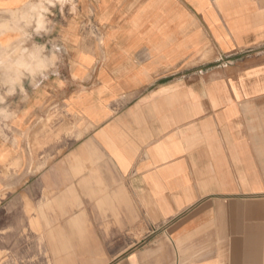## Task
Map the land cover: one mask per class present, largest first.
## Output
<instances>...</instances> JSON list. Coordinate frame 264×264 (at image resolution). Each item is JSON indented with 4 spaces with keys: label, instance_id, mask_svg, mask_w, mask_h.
I'll return each mask as SVG.
<instances>
[{
    "label": "crops",
    "instance_id": "0c3cea01",
    "mask_svg": "<svg viewBox=\"0 0 264 264\" xmlns=\"http://www.w3.org/2000/svg\"><path fill=\"white\" fill-rule=\"evenodd\" d=\"M54 11L44 40L66 27L59 82L33 94L25 81L29 103L9 100L21 110L16 139H0V171L15 160L20 253L264 264V0H80L78 17ZM55 107L70 125L44 128Z\"/></svg>",
    "mask_w": 264,
    "mask_h": 264
},
{
    "label": "clouds",
    "instance_id": "9594fccd",
    "mask_svg": "<svg viewBox=\"0 0 264 264\" xmlns=\"http://www.w3.org/2000/svg\"><path fill=\"white\" fill-rule=\"evenodd\" d=\"M66 8L72 18L78 17L80 0H0V139H16L9 133L21 110L19 104L9 102L11 97L19 95V102L28 104L50 78L59 82L67 45L66 27L60 29L58 37L43 43L36 38L51 36L57 30L52 19L54 10L63 16Z\"/></svg>",
    "mask_w": 264,
    "mask_h": 264
},
{
    "label": "rangeland",
    "instance_id": "374dc122",
    "mask_svg": "<svg viewBox=\"0 0 264 264\" xmlns=\"http://www.w3.org/2000/svg\"><path fill=\"white\" fill-rule=\"evenodd\" d=\"M59 18V14L52 17L54 21ZM36 39L38 42H45V37H37ZM44 122V128H49L52 124H60L61 122L70 125L67 116H65L57 107L49 113V116ZM59 128L60 127L57 129L58 133L55 135L56 138H58L61 133V129ZM72 128L73 126H69L67 129L68 131H71ZM2 179H10L12 181L3 191L0 192V264H43L44 262L45 264H59V255H27L20 253L22 251V242H24V240L15 238V160L10 162L2 171H0V180ZM38 241L39 246H41L43 240ZM47 241L54 246V243L58 240L49 239ZM67 257L71 258L73 256Z\"/></svg>",
    "mask_w": 264,
    "mask_h": 264
}]
</instances>
